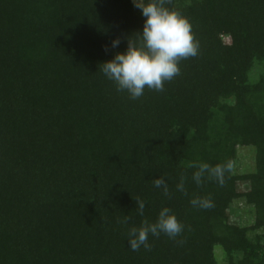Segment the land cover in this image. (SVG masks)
Here are the masks:
<instances>
[{
  "label": "trees",
  "instance_id": "trees-1",
  "mask_svg": "<svg viewBox=\"0 0 264 264\" xmlns=\"http://www.w3.org/2000/svg\"><path fill=\"white\" fill-rule=\"evenodd\" d=\"M164 7L188 19L199 52L133 100L100 70L142 32L133 0H0V264H218L215 247L225 264H264V76L250 81L264 0ZM239 147L254 148L253 172H233ZM228 162L222 186L192 180L191 165ZM238 200L249 226L229 222ZM165 207L183 232L132 251L130 229Z\"/></svg>",
  "mask_w": 264,
  "mask_h": 264
},
{
  "label": "clouds",
  "instance_id": "clouds-1",
  "mask_svg": "<svg viewBox=\"0 0 264 264\" xmlns=\"http://www.w3.org/2000/svg\"><path fill=\"white\" fill-rule=\"evenodd\" d=\"M144 18L141 33L136 34L138 40H129L128 48L123 53H117L113 59L104 62L100 69L103 75L116 86L117 91H125L133 100L139 99L147 87L157 92L164 90V83L171 81L180 74L179 62L189 57H195L199 52V42L196 41L192 26L188 19L178 11L164 7V0H133ZM120 40L111 42L112 48L119 47ZM196 171L192 180L201 184L205 177L214 179L221 186L224 184L225 172L232 165L210 166L207 163L193 164ZM156 189H162L163 195H169L168 185L163 177L153 181ZM183 192L184 180L176 186ZM136 210L141 216L144 213L145 202L137 199ZM193 207L208 209L213 203L207 198H195L190 201ZM184 230V226L167 207L162 208L154 223H143L129 231L128 246L132 251L141 247L150 249L149 235L159 237L161 233L170 239H175ZM182 243V241H180Z\"/></svg>",
  "mask_w": 264,
  "mask_h": 264
},
{
  "label": "rangeland",
  "instance_id": "rangeland-1",
  "mask_svg": "<svg viewBox=\"0 0 264 264\" xmlns=\"http://www.w3.org/2000/svg\"><path fill=\"white\" fill-rule=\"evenodd\" d=\"M260 76H264V67L255 66L250 73V81H256ZM254 154L253 147H239L237 149V159L234 162L233 172L235 174H247L254 171ZM243 190V187H239ZM229 222L239 226H249L254 222L253 209L247 206L242 200L234 201L230 206ZM251 237L252 234H249ZM214 254L218 264H225L222 249L214 248Z\"/></svg>",
  "mask_w": 264,
  "mask_h": 264
}]
</instances>
